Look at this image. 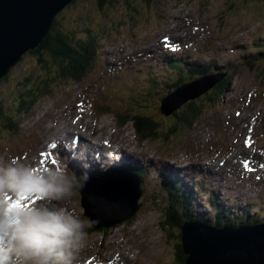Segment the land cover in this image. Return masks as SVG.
Instances as JSON below:
<instances>
[{"label":"rangeland","instance_id":"374dc122","mask_svg":"<svg viewBox=\"0 0 264 264\" xmlns=\"http://www.w3.org/2000/svg\"><path fill=\"white\" fill-rule=\"evenodd\" d=\"M57 19L58 28L75 31L77 36H85L88 29L96 32L100 42L94 63L81 81L67 82L51 78L52 71L47 73L38 55L24 53L23 59L0 83V101L9 110L1 112L0 157L33 164L40 156H49V162L57 166L60 161L67 164L63 156L68 154L66 158L75 163H68L69 170L78 174L87 172L91 174L89 179L107 174L112 167L123 170L124 164H131L142 178L143 189L141 208L130 220L124 219L114 228L86 229L88 237L76 253L75 264L107 262V253L116 252L119 246L131 248L139 264H181L177 261L175 239L168 237L163 226L168 191L159 179L160 171L167 176L178 175L175 180L191 187L193 174L201 170L194 164L211 165L215 176L221 177L222 184L214 190L224 202V209L232 210L233 218L247 215L252 221L264 220V59L256 57L264 52V0H109L100 8L96 0H75ZM180 45L184 46L181 51ZM171 46L174 53L168 50ZM195 58L203 62L212 60V66L229 73L232 79L223 100L221 94L216 95V87L190 100L196 106L195 117L187 126L177 121L174 114L168 118L158 108L177 86L171 83L181 77L180 71L172 70L171 63L175 60L190 63ZM48 61L51 62L49 58ZM27 76H31L29 83L43 95L33 104L34 108L28 111L23 108L18 113L15 98ZM43 78H46L44 85L39 83ZM154 79L157 81L153 82ZM195 88L185 89L183 93ZM180 96L175 95L171 102H177ZM89 106L91 111L86 109ZM122 112L143 113L159 121L157 136L160 137L146 139L147 133L136 135L132 121L121 120L127 118ZM80 113L85 117L83 120ZM9 116L17 122L13 127L6 126ZM78 120L93 123L91 128L82 130L90 139L100 141L103 135L96 132L100 131L114 139H123L116 140L115 145L134 153L123 164L111 166L107 155L94 148L95 145L90 148L96 156L85 146L73 155L65 143L63 148L67 153L61 152L60 157L43 150L48 140L62 136L59 126L65 124L68 131H74ZM103 146L100 148L109 152L112 143ZM86 152L97 159L101 158L98 155L103 156L101 165L95 163V171L89 168L90 162L84 164ZM112 158L115 163L118 157ZM125 178L121 180L126 182ZM209 178L200 173L197 179L202 180L198 186L208 187ZM88 184L66 202L82 219L90 222L82 216L83 201L106 210L111 217L127 209L128 205L119 197L114 202L101 200L97 192L96 196L88 195ZM125 184L133 194V181ZM153 190L160 192L156 195L151 193ZM209 193L210 190L200 192L203 202L195 201V214L204 212L206 218L214 217L215 209L208 203ZM151 196L161 201L157 203ZM93 214L89 218L99 223V217L109 216ZM115 259L124 262L118 255Z\"/></svg>","mask_w":264,"mask_h":264},{"label":"clouds","instance_id":"9594fccd","mask_svg":"<svg viewBox=\"0 0 264 264\" xmlns=\"http://www.w3.org/2000/svg\"><path fill=\"white\" fill-rule=\"evenodd\" d=\"M171 48L170 53L175 51L172 46ZM183 48L184 46L180 45L179 51ZM166 56L168 55L166 54ZM256 57H258V54ZM189 61L192 63L191 66L190 63H185L182 60H175V62L171 63L174 66L172 70L175 73L180 71L181 79L168 95L179 87L194 81L196 83L192 87L195 86L196 88L189 92L195 91L205 84H210L214 80L196 72V70H203L208 67L212 60L203 62L202 59L195 58ZM186 67H189V69L186 70ZM215 74L216 77L222 75L223 78L214 83L206 92L216 87V95L218 96L221 92L226 91L232 76L229 79V73L227 75V72L220 71L218 67H215ZM222 81L226 85L223 91L218 90L219 83ZM197 84L198 86H196ZM222 85L224 86V84ZM181 94L183 92L179 95ZM171 100L169 101L171 102ZM190 100L194 99H188L184 103L186 105L183 104L186 106L185 109L182 105L172 114L175 115L176 112L186 110L190 104L194 103V101ZM168 103L167 105L169 106ZM171 104L173 105L174 103L171 102ZM180 108L183 109L180 110ZM158 110L169 118V115L162 112V107L158 108ZM122 113V116L127 115L126 122L131 120L134 131H138L136 120L133 117L136 116L137 122H141L139 119H143L140 117L142 115L139 113ZM194 117L192 116L190 120L192 121ZM125 119V117H121L122 121H125ZM153 133L156 138L160 137L157 136V130H153ZM59 164L58 166L41 167L37 170L35 165L25 163L18 158L6 159L0 157V264H74L76 253L84 245L88 237L86 229L91 228L93 224L82 219L75 211L65 205L73 195L85 187L89 180V175L87 172L78 174L69 170L68 163L66 164L64 161L63 163L60 161ZM100 177L102 176L100 175ZM141 197L139 196L137 200L140 204ZM153 198L158 203L159 200L155 197ZM33 200L36 202L32 203ZM17 201L22 206H14ZM85 212L83 215L91 219ZM166 220L167 217L165 220L163 219V226L167 230ZM256 223L257 221L254 220V223L251 224ZM95 228L93 227V229ZM176 232L180 233V227H178ZM167 233H169L168 230ZM170 239L177 241L175 236ZM180 244H182L181 239Z\"/></svg>","mask_w":264,"mask_h":264},{"label":"water","instance_id":"95a60500","mask_svg":"<svg viewBox=\"0 0 264 264\" xmlns=\"http://www.w3.org/2000/svg\"><path fill=\"white\" fill-rule=\"evenodd\" d=\"M73 0H0V80L8 74L12 66L19 62L27 51L37 48L46 34L50 31L57 14ZM222 75H218L210 84H205L192 92L181 94L179 100L173 105L169 100L175 95L190 89L196 81L183 85L174 91L171 96L166 97L162 106V112L166 115L172 114L181 107L188 99L195 98L206 91L214 83L220 81ZM203 87V88H202ZM177 97V96H176ZM169 101V103H168ZM169 104V106L167 105ZM122 173V172H120ZM135 184L134 193H130L129 185L123 181L116 184V190L107 186L110 179L109 174L90 178L86 189L101 200L117 201L118 197L125 203L127 209L121 213L115 212L111 217L98 212L99 209L91 207L86 201L82 205L85 214L109 215L92 219L96 228L116 227L124 219L131 218L139 211L141 204L137 201L140 196L139 180L129 172ZM106 185H105V184ZM85 188V187H84ZM82 192V190H79ZM78 191V192H79ZM94 193V194H93ZM167 230L177 236L175 225L166 220ZM241 224L238 227H215L207 223L184 220L180 226V239L182 252L187 255L184 264H264V223L259 225Z\"/></svg>","mask_w":264,"mask_h":264},{"label":"trees","instance_id":"16d2710c","mask_svg":"<svg viewBox=\"0 0 264 264\" xmlns=\"http://www.w3.org/2000/svg\"><path fill=\"white\" fill-rule=\"evenodd\" d=\"M96 1L100 8L105 2L109 0ZM110 1L112 2L113 0ZM57 23L58 19L56 17V20L52 24L50 31L43 38L40 46L38 48H35L34 50H30L29 52L38 55L39 60L41 61V64L44 66V68H46L47 73L52 71V76H50L51 78L67 82L81 81L94 63L95 56L99 49L98 42H100V40L98 39L97 34L95 32H92L90 29H86L87 34H85V36H77L75 34V31L65 30L61 27L58 28ZM258 56L259 58L264 59V52L259 53ZM48 58L51 62L48 61ZM22 59L23 58L21 57L19 61H21ZM52 68H54V70H52ZM205 69H208V67H206ZM201 71H204L203 73H205L208 70ZM6 78L7 76L2 78L0 82ZM45 79L46 78L41 79L39 83L44 85ZM31 80V76H27L24 79L22 85L23 89H19L20 94L16 95V112L17 110L19 112L22 111L23 108L28 111L32 108L33 104L37 102L43 95L41 90H37L36 87H33V85L29 83ZM155 81L157 80L154 79L153 82ZM179 81L175 83L173 82L171 84L177 85ZM224 81L219 83L218 90H224V87H226ZM171 84H168V86H170ZM222 84H224V86ZM220 94L223 95L224 92H221ZM0 104L1 117L2 109L5 112L9 110L2 105L1 101ZM195 108L196 106L194 105V103L190 104L186 110L178 115V118L180 117L179 120L183 122H190V118L195 115ZM140 114L142 115L140 117H142L143 119H138L141 120V122H137L136 116L133 117L136 120L135 122L136 127L138 128V132H153V130H155L159 125V122L151 120L143 113ZM8 118L10 119L9 125L11 122L13 125L16 123L14 120H12V116H9ZM126 120L127 118L125 119V121ZM9 125L7 126L9 127ZM166 178L167 177L163 175H160L159 177V179L162 181L163 188L167 189L168 191L167 196L170 198V203L166 207V215L168 223L172 224V226L177 225L178 227H180L184 220L205 221L208 224L215 225L217 227L237 226L239 224L254 223V221H252L247 215L233 218L232 210L224 209V202H220L218 200L215 191L209 194L210 204L216 211L214 217L208 216L206 218L205 213L195 214L193 212L196 210L193 206V201L195 200V196H193V194H196V191L193 190V187L183 186V190H181L179 188V182L175 184L167 183L166 181H164V179ZM167 180L169 179L167 178ZM195 188L199 192V188H197V185L194 187V189ZM168 235L170 238L174 236V234L172 235L171 232H169ZM175 238L177 240L176 248L178 249L177 261L180 260V263L184 264L187 255L182 252V244H180V233L175 236Z\"/></svg>","mask_w":264,"mask_h":264},{"label":"bare ground","instance_id":"6f19581e","mask_svg":"<svg viewBox=\"0 0 264 264\" xmlns=\"http://www.w3.org/2000/svg\"><path fill=\"white\" fill-rule=\"evenodd\" d=\"M232 7V6H231ZM235 7V6H234ZM234 9V8H233ZM252 37V36H251ZM256 45V44H255ZM259 46V45H258ZM257 46V47H258ZM245 47V46H244ZM233 48V47H232ZM259 48V47H258ZM161 50V49H160ZM168 50L170 51V49L168 48ZM235 50V49H234ZM262 53V52H261ZM254 55V54H253ZM252 58V57H251ZM215 61V60H214ZM191 61H190V66H191ZM212 64V62H211ZM210 64V65H211ZM193 68V67H192ZM189 67H186V70H188ZM203 70H208L207 72L203 73L204 71H201V70H196L197 73H201L202 75L204 76H207L209 74H212L210 76H208L209 78H213L214 80L216 79V74H215V66L211 65V66H208V69H203ZM172 71V70H170ZM136 73V72H135ZM134 76V75H133ZM135 78V77H134ZM136 81V80H135ZM139 82V81H138ZM145 82V81H144ZM151 82V81H150ZM158 83V82H157ZM187 84V83H186ZM145 85V84H144ZM147 85V84H146ZM220 100H223V95L220 97ZM72 109V108H71ZM81 120H83V118H85L81 113ZM147 117H149L151 120L155 121V122H159L157 120H154L152 117L146 115ZM71 118V117H70ZM71 121V120H70ZM69 121V123L72 125V123ZM74 123V122H73ZM75 123H78V127L75 126V130L74 131H68V127H65V124L64 125H61L59 126L58 128L60 129V131L62 132V136L60 138H56V139H50L48 140V142L44 145V148L43 150L46 151V150H49L50 153H55L58 157H60L61 155V152L65 151L64 153H67V150H65V148H63V144H67L70 146V152L73 153V155H76L77 153H79L80 151V148L85 146L87 147L92 155L96 156V153H95V150H92L90 147L92 145H95L94 148H97L99 150H102L106 155L107 157L109 158V160L112 162L111 166L112 165H119V164H123V161L130 156V154L134 153L131 151V153H127L125 149H122L121 148V145L120 144H117L115 145V141L116 140H122L124 141L123 139H114L113 137H111L109 134H103V133H100V131H96L97 134L99 135H103V138L100 139V141H97L95 140V138L93 137V139H90L89 136L86 134V133H83L82 130L85 128L86 130L88 128H91V124H93L92 122H88V123H84L83 121H80L78 120L77 122ZM160 123V122H159ZM74 126V125H73ZM159 126V125H158ZM174 130V129H172ZM95 131V130H94ZM171 130L169 129V132ZM104 136H107V138ZM231 141V140H230ZM112 143V146L110 148V151L108 152L105 148H100V147H104L103 145H109ZM234 143V142H233ZM54 145V146H53ZM99 146V147H98ZM74 151V152H73ZM89 154V152H88ZM90 155V154H89ZM92 155H90V169L91 171L94 170L95 171V163L101 165L102 164V160L103 159V156L102 155H98L99 159L93 157ZM68 156V154H65L63 156V159L71 164V165H74L75 163L72 162L70 159L66 158ZM112 157H118L117 158V161L114 163L113 161V158ZM251 157V156H250ZM135 160V159H134ZM257 160V159H256ZM39 162V163H38ZM53 162V161H52ZM54 163V162H53ZM40 164V165H39ZM33 165H35L37 167V170H39L41 167H50V166H54L51 162H49V156H40L39 158H37L36 160L33 161ZM194 165H198L200 167V169H202V167L199 165V164H194ZM207 170V168H205ZM204 169V170H205ZM226 172V171H225ZM108 174L111 175L110 176V179L107 181L108 184L107 186H109V188L111 189H114L116 190V184L118 183H121L123 182L121 179L126 177L125 180L126 182L129 181V183L132 181V176H130L129 174L127 173H119L117 172V170H115L113 167L110 168V170L108 171ZM134 176H136L135 173H133ZM165 177H167V175L163 174ZM100 177V176H98ZM93 178V177H92ZM237 180H239L238 178H236ZM235 179V180H236ZM154 180H157V175L155 174L154 176ZM172 180V179H171ZM236 180V181H237ZM164 181H167V178L164 179ZM238 182V181H237ZM105 184V183H104ZM174 184H175V180H174ZM180 185L183 184L182 183H179ZM106 185V184H105ZM230 192V191H229ZM33 202V201H32ZM34 203V202H33ZM71 205V204H70ZM66 206V205H65ZM100 213H103V214H106L107 211L106 210H103V209H99ZM175 214V213H174ZM130 220V219H129ZM120 249H117L115 250L116 252L112 251V252H108L107 253V262H105V260H102L100 261L104 264H139L140 262L137 260V257L133 255V250L129 247H123L122 246H119ZM120 256L123 261L125 262H118L116 261L115 257L116 256ZM147 262H143L141 264H146ZM75 264V263H74ZM88 264H96L94 262H89Z\"/></svg>","mask_w":264,"mask_h":264},{"label":"snow or ice","instance_id":"6c2138e0","mask_svg":"<svg viewBox=\"0 0 264 264\" xmlns=\"http://www.w3.org/2000/svg\"><path fill=\"white\" fill-rule=\"evenodd\" d=\"M245 143H246V145H248L249 144V141H245ZM54 146V145H53ZM262 167H264V165H262ZM14 206H16V207H20V206H22L21 204H20V202L19 201H17V202H15V205Z\"/></svg>","mask_w":264,"mask_h":264}]
</instances>
